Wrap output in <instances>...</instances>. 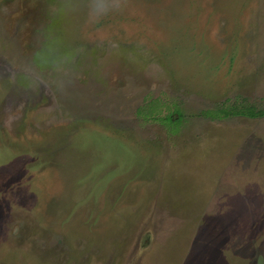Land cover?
Returning a JSON list of instances; mask_svg holds the SVG:
<instances>
[{
  "label": "rangeland",
  "instance_id": "1",
  "mask_svg": "<svg viewBox=\"0 0 264 264\" xmlns=\"http://www.w3.org/2000/svg\"><path fill=\"white\" fill-rule=\"evenodd\" d=\"M113 2L0 0V264H264V0Z\"/></svg>",
  "mask_w": 264,
  "mask_h": 264
},
{
  "label": "clouds",
  "instance_id": "2",
  "mask_svg": "<svg viewBox=\"0 0 264 264\" xmlns=\"http://www.w3.org/2000/svg\"><path fill=\"white\" fill-rule=\"evenodd\" d=\"M114 8L113 0H88V16L94 21L109 14ZM38 60L51 61L54 59V53L42 50L36 54Z\"/></svg>",
  "mask_w": 264,
  "mask_h": 264
},
{
  "label": "trees",
  "instance_id": "3",
  "mask_svg": "<svg viewBox=\"0 0 264 264\" xmlns=\"http://www.w3.org/2000/svg\"><path fill=\"white\" fill-rule=\"evenodd\" d=\"M235 114L248 115L250 117H257V116H264V111L254 112V111H246V110H244V111L235 112Z\"/></svg>",
  "mask_w": 264,
  "mask_h": 264
}]
</instances>
